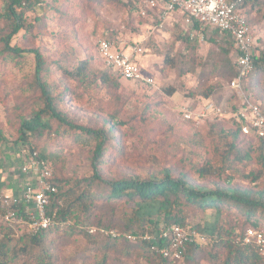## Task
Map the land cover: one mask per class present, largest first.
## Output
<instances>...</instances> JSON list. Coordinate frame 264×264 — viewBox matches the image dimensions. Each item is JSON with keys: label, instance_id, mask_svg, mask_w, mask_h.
<instances>
[{"label": "rangeland", "instance_id": "374dc122", "mask_svg": "<svg viewBox=\"0 0 264 264\" xmlns=\"http://www.w3.org/2000/svg\"><path fill=\"white\" fill-rule=\"evenodd\" d=\"M33 1L36 2L35 10L24 13V23L29 28L20 30L10 42V47L21 52L6 53L0 46V193L19 184L14 156L22 142L18 135L20 119L41 107L34 79L33 51L43 57L44 80L55 95H62L61 108L71 123L90 129H98L112 119L117 123L115 139L108 145L103 160L95 162V167L94 142L76 131L58 127L57 123H53L52 132L28 140L48 155L63 191L74 189L78 182L94 173L110 181L131 177L145 179L170 171L184 173L206 189L219 185L228 190L264 192V148L257 143L252 144L254 150L248 159L233 161L217 179V169H221V131L229 139L230 123L226 117L241 101L228 87V80L211 74L213 59L220 51L210 39L222 43L223 36L212 29H204L201 33L192 30L190 36L197 49L196 64L192 72L179 75L178 69L164 66L163 59L168 54L179 60L180 69L184 67L181 59L184 47L176 42L175 36L178 30L186 33L189 28L187 24L182 25L179 13L164 15V0ZM261 3L260 11L248 13L257 39L256 52L264 50V0ZM2 12L0 0V14ZM6 24L0 21V35L5 33ZM100 40H108L117 47L127 48L134 44L141 47L140 66L145 75L153 78V85L127 82L107 72L97 55ZM81 61H86L88 66L85 81L71 79L58 68L69 71ZM103 73L107 74L108 82L102 81ZM215 85L221 86V91L213 98L223 116L210 117L200 123L182 121L180 109L188 103L193 106L202 89ZM247 87H243L244 94L264 108V87H259L260 92H255L256 88L250 92ZM239 147L248 148L241 141ZM205 161H209L213 171L200 181L194 169ZM254 171H262V174L253 183L250 174ZM98 203L105 210V200ZM155 211V205H148L143 207L142 214L153 215ZM96 215L104 220L101 211ZM226 219L234 225L229 230L235 235L244 226L235 215H219L214 209L191 213L187 225L209 238L218 222ZM2 226L0 216V239L6 242L1 236ZM9 243L16 248L24 244H17L14 239ZM45 246L57 258V264H103L96 261L103 259L100 251L91 250L83 235L76 231H55ZM138 252L129 257L109 253L106 264H162L155 255L144 258ZM167 264H218V260L210 258L206 250L194 262L185 259Z\"/></svg>", "mask_w": 264, "mask_h": 264}, {"label": "trees", "instance_id": "16d2710c", "mask_svg": "<svg viewBox=\"0 0 264 264\" xmlns=\"http://www.w3.org/2000/svg\"><path fill=\"white\" fill-rule=\"evenodd\" d=\"M2 3L3 12L0 14V21L6 22L7 27L5 33L0 35V46L6 53H20L21 51L14 46L10 47V42L20 30H27L29 28L24 23V13L35 10L36 2L33 0H2ZM262 6L261 0H242L241 9L251 27L252 24L248 13L260 11ZM181 20L182 25H185L184 17ZM188 28L189 30L186 33L178 30L175 36L176 42H179L184 47V53H182L181 57L184 61V67L180 69V65L177 64L179 60L177 61L168 54L164 55L163 59L164 66L178 69L179 75L192 72L196 64L194 54L197 49L193 41L194 39L190 36V32L192 30L198 31L199 24L195 21L191 22ZM213 31L218 33L217 30ZM221 36L224 37L222 43H217L216 40L210 39V42L220 51V55L213 59L211 74L214 77L230 81L238 73L235 64L236 50L233 42L227 35ZM256 48L258 47L256 46ZM33 53L36 64L34 79L39 91L41 107L33 111L30 116L20 119L18 129L19 140L22 141V144L27 143L32 146L41 158L51 163L54 182L58 189L56 200H60L63 203L57 209V220L65 221L68 224L54 226L33 236L16 238L13 230L3 223V235L1 236L3 239H6V242L0 239V264H57V258H54L49 248L45 246L49 236L55 231H76L82 234L91 246V250L100 251L99 253H101L103 259H96V261L103 264H106L109 253L129 257L140 250L138 253L141 257L148 258L154 255L149 251L146 244L130 243L123 238L110 239L97 233L88 234L85 228L96 226V228L103 227L105 229L116 228L121 230L122 233L152 234L161 224L188 226L187 220L191 213H204L211 209L216 210L219 215H235V217L242 220L244 224L243 228L241 227L240 232L235 235L229 230V228L234 226L230 220L226 219L225 222L219 221L214 227L213 236L204 244L190 245L183 260L186 259V261L194 262L199 254L207 250L210 258L218 260V264H264V258L260 257L253 247L243 244L241 239L245 230L249 228L264 232L263 191L256 192L237 188L228 190L219 185H216L214 189H206L196 181L190 179L188 175L184 173L174 174L170 171H164L160 176L145 179L131 177L110 181L100 179L94 173L87 179L78 182L74 189L63 191L62 182L57 179L54 165L48 155L28 140L41 138L45 132H52L53 123H57L58 127L62 126L64 130L76 131L77 134L85 136L94 142L93 160L95 167V162H100L106 153L108 145L115 139L117 123L112 119V122H105L98 129H90L71 123L61 108L64 102L62 95H55L51 86L44 80L46 64L43 57L37 51H33ZM103 67L107 72H111L109 68L104 65ZM58 68L74 80L85 81L87 77L88 66L86 61L79 62L78 65L69 71L61 69L60 66ZM115 77L121 79L117 75ZM101 79L108 82L107 74L103 73ZM246 86H248L247 88L250 92H253L255 88V92L257 90L260 92L259 87H264V50L257 51L253 57L252 70L243 82L244 89ZM219 91H221L220 85L202 89L198 97L194 99L193 106L206 100H211L218 106L213 97ZM261 108L264 110L262 106ZM235 109L236 107L226 117L230 123L229 139L221 131L222 153L219 155L221 169H217L219 172L217 179H220L224 175V171L233 165V161L242 162L248 159L252 153L251 150H254L252 147L253 143H257L260 148H264V138H257L253 135L242 133V124L234 115ZM58 131L59 128L54 133L57 134ZM240 141L245 142L248 148L241 149L239 147ZM194 170L200 181L207 179V177L212 175L213 171L209 166V161H205ZM260 174H262V171L251 173V182H257ZM99 200H105V210L100 208ZM148 205L156 206V211L153 215L142 214L143 207ZM97 211L102 212L104 220L96 215ZM0 216H2L1 211ZM82 226L85 227L83 228ZM13 239L17 244L24 243L23 246L20 245L18 248L14 247L15 245L12 246L9 242ZM219 252H222V254L218 255ZM159 259L162 264L169 263L166 260Z\"/></svg>", "mask_w": 264, "mask_h": 264}, {"label": "built area", "instance_id": "2783aa9c", "mask_svg": "<svg viewBox=\"0 0 264 264\" xmlns=\"http://www.w3.org/2000/svg\"><path fill=\"white\" fill-rule=\"evenodd\" d=\"M164 1L165 16L179 13L181 18L184 17L185 24L197 22L199 33L204 29L217 30L233 42L238 73L227 84L241 100L234 115L242 124L243 134L264 138V110L243 92V82L252 70V61L256 54V37L241 9L242 0ZM96 50L103 65L122 80L153 85V78L145 75L140 66L143 49L138 45L124 48L117 47L108 40H100ZM190 106L188 103L179 111L184 122L200 123L210 117L223 115L221 108L211 100ZM14 163L20 180L14 188L0 193L2 222L13 230L16 238L33 236L54 226L67 225V222L57 220V209L62 203L56 200L58 189L51 163L41 158L27 143L18 145ZM22 177H25L23 182ZM85 231L110 239L123 238L130 243L146 244L153 255L171 263L181 262L190 245L204 244L210 238L196 229L178 224L159 225L152 234L120 233L103 227H86ZM241 239L243 244L253 247L264 258V232L249 228Z\"/></svg>", "mask_w": 264, "mask_h": 264}]
</instances>
